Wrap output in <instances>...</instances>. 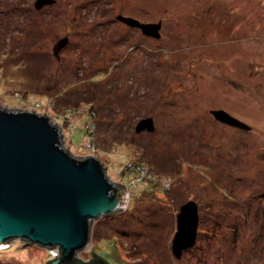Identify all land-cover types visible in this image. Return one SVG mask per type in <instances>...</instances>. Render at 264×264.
Listing matches in <instances>:
<instances>
[{
    "label": "rangeland",
    "instance_id": "1",
    "mask_svg": "<svg viewBox=\"0 0 264 264\" xmlns=\"http://www.w3.org/2000/svg\"><path fill=\"white\" fill-rule=\"evenodd\" d=\"M37 1L0 0V107L49 117L68 152L135 189L124 211L93 222L76 260L264 264V0ZM119 17L161 25V38ZM221 110L251 130L218 123ZM149 118L155 132L137 134ZM189 202L197 243L178 260ZM58 253L14 240L0 264Z\"/></svg>",
    "mask_w": 264,
    "mask_h": 264
},
{
    "label": "water",
    "instance_id": "2",
    "mask_svg": "<svg viewBox=\"0 0 264 264\" xmlns=\"http://www.w3.org/2000/svg\"><path fill=\"white\" fill-rule=\"evenodd\" d=\"M52 4L39 0L35 7L40 10ZM118 20L141 30L145 37L161 38V25ZM68 43L60 42L58 52ZM211 114L220 124L251 130L225 111ZM136 132L154 133V120L140 121ZM62 139L61 129L49 117L0 107V249L20 240L59 249L47 264H77V254L90 244L93 222L127 208L130 195L126 187L113 183L96 157H74ZM199 221L196 203L181 208L172 247L178 260L195 247ZM93 256L98 260L92 264H108Z\"/></svg>",
    "mask_w": 264,
    "mask_h": 264
},
{
    "label": "flooded vegetation",
    "instance_id": "3",
    "mask_svg": "<svg viewBox=\"0 0 264 264\" xmlns=\"http://www.w3.org/2000/svg\"><path fill=\"white\" fill-rule=\"evenodd\" d=\"M224 126H226V125H224ZM226 127H229V126H226ZM230 128H232V127H230ZM239 130V129H238ZM242 131V130H241ZM98 260V258H94L93 260H91V261H89V262H87V263H85V264H92L93 262L95 263L96 261Z\"/></svg>",
    "mask_w": 264,
    "mask_h": 264
},
{
    "label": "built area",
    "instance_id": "4",
    "mask_svg": "<svg viewBox=\"0 0 264 264\" xmlns=\"http://www.w3.org/2000/svg\"><path fill=\"white\" fill-rule=\"evenodd\" d=\"M62 135H63V134H62ZM134 187H135V186H134ZM126 189L128 190L129 195H130V198H131V193H130V192L134 191L135 189H134L133 187L130 188L131 191H130L128 188H126Z\"/></svg>",
    "mask_w": 264,
    "mask_h": 264
},
{
    "label": "trees",
    "instance_id": "5",
    "mask_svg": "<svg viewBox=\"0 0 264 264\" xmlns=\"http://www.w3.org/2000/svg\"><path fill=\"white\" fill-rule=\"evenodd\" d=\"M93 115H95V113H93ZM77 264H82V261L76 260Z\"/></svg>",
    "mask_w": 264,
    "mask_h": 264
},
{
    "label": "bare ground",
    "instance_id": "6",
    "mask_svg": "<svg viewBox=\"0 0 264 264\" xmlns=\"http://www.w3.org/2000/svg\"><path fill=\"white\" fill-rule=\"evenodd\" d=\"M0 250H3V248H1Z\"/></svg>",
    "mask_w": 264,
    "mask_h": 264
},
{
    "label": "clouds",
    "instance_id": "7",
    "mask_svg": "<svg viewBox=\"0 0 264 264\" xmlns=\"http://www.w3.org/2000/svg\"><path fill=\"white\" fill-rule=\"evenodd\" d=\"M131 199V198H130Z\"/></svg>",
    "mask_w": 264,
    "mask_h": 264
}]
</instances>
